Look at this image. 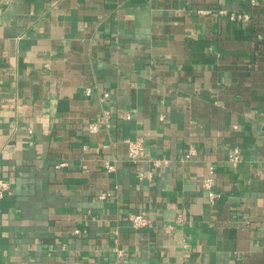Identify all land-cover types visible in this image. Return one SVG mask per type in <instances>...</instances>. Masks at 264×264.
Returning <instances> with one entry per match:
<instances>
[{"label":"crops","instance_id":"crops-1","mask_svg":"<svg viewBox=\"0 0 264 264\" xmlns=\"http://www.w3.org/2000/svg\"><path fill=\"white\" fill-rule=\"evenodd\" d=\"M0 179V264H264V0H14Z\"/></svg>","mask_w":264,"mask_h":264},{"label":"built area","instance_id":"built-area-1","mask_svg":"<svg viewBox=\"0 0 264 264\" xmlns=\"http://www.w3.org/2000/svg\"><path fill=\"white\" fill-rule=\"evenodd\" d=\"M14 0H0V13L5 9V7L12 5ZM252 4H256L257 0H249ZM230 19L232 21H248L249 17L247 14H231ZM90 90H87L86 93L89 95ZM109 95L106 94L105 97ZM100 130V125L98 123H90L88 124V131L91 133H97ZM125 144L128 147V158L130 161L137 163L141 161L145 157V143L143 139H125ZM197 154V150L194 147H190L186 154L185 160H190L193 156ZM243 155L242 150L238 147L233 148L230 151L228 157V163L231 167H238L242 162ZM107 168L109 170L113 169V166L108 165ZM215 168L210 166L208 170V176L203 182V189L208 194L209 200L211 203H214L217 199L221 198V194L217 193L213 190V186L215 183ZM11 193V184L3 179H0V200L4 199L7 195ZM129 221L131 225L135 228L146 227L151 223L150 217L147 213L142 212L138 214H133L129 216ZM82 232L81 229H76L75 234L78 235ZM116 252L119 256H123V251L121 249L116 248Z\"/></svg>","mask_w":264,"mask_h":264}]
</instances>
